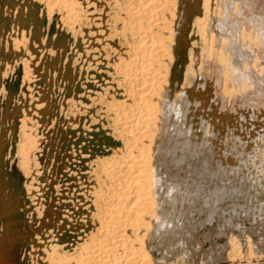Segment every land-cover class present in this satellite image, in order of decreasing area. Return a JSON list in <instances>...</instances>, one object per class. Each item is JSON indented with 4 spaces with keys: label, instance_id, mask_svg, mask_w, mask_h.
Here are the masks:
<instances>
[{
    "label": "bare ground",
    "instance_id": "1",
    "mask_svg": "<svg viewBox=\"0 0 264 264\" xmlns=\"http://www.w3.org/2000/svg\"><path fill=\"white\" fill-rule=\"evenodd\" d=\"M47 5V25H51L56 5L64 9L63 25L56 26L59 34H53L50 41L59 37L65 53L73 42L81 50L83 65L75 94L79 105L84 110L97 101L98 109H104L103 114L93 113L92 125L81 111L72 114V133L78 136V143L91 139L86 135L94 136L110 150L95 158L91 172L95 185L88 190L84 208L90 223L85 219L76 229L59 226L55 235L50 230L37 235L32 249L36 264H178L174 258L179 254L181 261L187 258L196 264L194 240L198 235L208 239L213 223L219 225V238L226 235L225 223L237 228V233H248L242 245L240 241L241 249L236 242L233 246L228 242L238 252L235 256L261 255L262 246L257 249V244L264 242V207L254 213H248L245 206L240 211L233 210L234 205L222 209L224 200L235 196L237 188L231 185V176L212 169L210 124L198 111L205 99L199 101L193 90L192 61L184 67L186 47L178 50V41L189 39V15L182 16V0H48ZM215 7L214 0L202 1L204 15L195 19L191 33L195 43L201 40V55L206 59L214 49L208 36L210 18H217L219 31L222 27L221 13ZM37 19L23 18L31 25L30 32L36 29ZM189 54L191 60L193 51ZM218 56L224 65L230 59L222 51ZM65 66L71 73L69 64ZM29 73L25 68L22 90L31 89ZM88 100L91 104H86ZM37 108L47 113L44 101ZM25 119L19 155L26 185L37 192L39 185L34 183L41 175L43 146L39 145L41 136L34 135L36 124ZM79 155L81 163L88 158L84 151ZM253 163L264 172V152L257 153ZM42 215L40 211L36 218ZM219 242L215 253L203 248L200 264L205 258L209 264L223 258L228 243ZM229 254L226 256L231 258ZM228 262L229 258L222 263Z\"/></svg>",
    "mask_w": 264,
    "mask_h": 264
},
{
    "label": "rangeland",
    "instance_id": "2",
    "mask_svg": "<svg viewBox=\"0 0 264 264\" xmlns=\"http://www.w3.org/2000/svg\"><path fill=\"white\" fill-rule=\"evenodd\" d=\"M202 1L182 0V16L189 15V39L178 41V50L181 51L182 46L186 47L184 67L192 61L195 74V79H192L193 90L199 101L205 99L202 100L204 106L199 105L198 111L210 124L208 143L213 153L212 169H216L214 173L222 172L223 175L231 176V185L237 188L233 192L235 196L224 200L222 209L234 205L232 209L238 208L237 211H240L241 208H248V213H254L264 207V172L259 170V166L256 169L257 165L253 163L256 154L264 152V0H214L217 13H221L222 27L219 31L217 18H210L208 36L210 40L212 37V48L216 52L212 49L207 59V56L201 55V40L195 43V36H191L195 19L204 15ZM47 2L0 0V264H36L33 251L36 246L33 241L37 235L48 230L55 235L59 226L76 229L82 226L85 219L90 223V214L85 213L84 208L88 204V190L95 185L91 172L98 157L105 155V150H110L94 136L86 135V138L91 139L78 143V136L72 133L75 124L71 119L72 114L81 111L85 115L84 119H90L88 124L92 125L93 113L103 114L101 111L104 109H98L97 101L91 105L92 109L83 110L79 105L80 100L75 94L79 84L77 77L83 65L79 55L81 50L73 42L71 49L65 53L59 37L55 42L50 41L55 34H59L54 30L56 26L63 25L64 15L61 14L64 9L56 5L51 25H47ZM41 12L42 16L39 15ZM35 16L38 17V25L33 33L29 29L31 25L23 18L32 19ZM65 29L68 30L67 26ZM190 50L193 51L191 60ZM217 50L230 58L226 67L220 62ZM67 63L72 68L71 73L65 66ZM27 67L32 79L28 91L21 89ZM43 101L47 109L45 115L37 108ZM85 102L91 104L89 100ZM28 117L36 124L33 126L34 135L41 136L39 145L43 146L39 155V161L43 164L41 175L34 183V186L39 185L37 192L26 185L27 177L19 155L21 125ZM100 117L103 115L97 118ZM104 119L101 118L102 121ZM197 130L201 131L199 125ZM79 150L88 154L84 163L79 161ZM220 156L224 160L222 167ZM85 177L88 181L83 182ZM40 211L43 212L41 219L36 218ZM225 224L226 244L229 242L233 246L236 242L235 246L240 248L248 233L247 236L237 233V228ZM218 226L214 223L210 226L208 234L211 236L208 239L206 235L195 238L196 246H192V249L197 253L196 264H200L201 258L205 256L203 248L215 250L214 253L219 251ZM229 243L227 249L231 246ZM257 249H261V255L247 257V260L241 254L235 256L238 252L229 248L225 253L230 256V252L235 256L234 259L226 254H223L222 259L228 261L229 258L231 264H264V242L262 245L257 244ZM250 258H253L252 262ZM180 259L181 254L174 258L178 264H185L184 261L193 264L190 259ZM222 259L217 263L221 264ZM203 262L209 264L206 258Z\"/></svg>",
    "mask_w": 264,
    "mask_h": 264
},
{
    "label": "water",
    "instance_id": "3",
    "mask_svg": "<svg viewBox=\"0 0 264 264\" xmlns=\"http://www.w3.org/2000/svg\"><path fill=\"white\" fill-rule=\"evenodd\" d=\"M50 33L52 34V28H51ZM218 240L224 243L225 242V237L223 236V237L219 238Z\"/></svg>",
    "mask_w": 264,
    "mask_h": 264
}]
</instances>
